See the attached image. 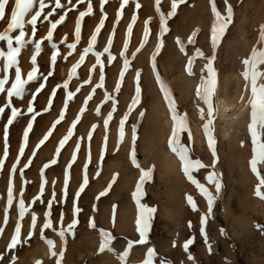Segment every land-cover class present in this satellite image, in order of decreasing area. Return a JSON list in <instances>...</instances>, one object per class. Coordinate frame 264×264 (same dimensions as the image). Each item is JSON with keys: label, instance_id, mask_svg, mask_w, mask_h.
Returning a JSON list of instances; mask_svg holds the SVG:
<instances>
[{"label": "rangeland", "instance_id": "obj_1", "mask_svg": "<svg viewBox=\"0 0 264 264\" xmlns=\"http://www.w3.org/2000/svg\"><path fill=\"white\" fill-rule=\"evenodd\" d=\"M137 2L140 5L138 9ZM171 2L172 0L161 2L160 7L165 15L171 10ZM47 3L45 14L54 7V0H47ZM61 3L64 5L62 9H56L47 20L43 17L38 20L35 37L31 34V26L26 25L27 39L42 40L49 30V21L55 22L60 15H66V20L54 30L53 41L43 39V50L37 55L39 74L47 75L50 70L53 74L48 76L46 81L38 80L28 85L32 90L38 88L40 83H44L45 87L36 95L33 104L37 115L23 156H18V153L23 142L22 133L31 118V114L27 112L31 97L26 93L23 100L13 99L12 101L13 106L23 110L24 115L9 126V155L3 170L0 171V227H4V232L0 234V255L3 256L0 264H12L13 257L15 264H36L37 261H41L42 264H55V258L49 255L47 245L40 238L46 203L53 191H55L56 200L61 202L54 203L52 206L51 218L54 230H45V236L55 241L57 253L62 250V247L64 248L63 264H121L116 253L124 250L128 240L139 239L136 224L139 210L132 194L140 180V170L153 168V166L154 170L150 178L146 179L142 187L144 195L141 203L156 208V212L147 235L148 242L144 245L137 244L132 248L127 264H142L149 247H154L158 254L156 264H159V258H166L170 264H264V200L254 194L259 181L249 164L253 156L252 139L248 129L251 112L249 104L251 80L249 79L247 86L248 81L242 75L245 67L242 61L250 55L253 47H264V42L259 41L260 26L264 25V0H227L234 15L232 23L215 50L213 62L218 81L214 96L216 107L214 147L218 159L214 167L213 152L208 146L203 131V124L207 120V107L196 96L201 76L205 78L208 76L205 68L207 60L196 57V52L202 51L204 57L213 55L211 27L214 17L210 0H185L179 5L176 14L167 20L169 30L162 38L163 46L156 56L155 70L151 57L161 39L159 37L160 17L156 11L155 0H129L119 17L117 13L121 11L122 0H107L103 7H101V0H91L93 12L82 21L79 42L75 40L76 20L79 12L87 9V0L83 3L80 0H71V2L61 0ZM215 3L221 14L226 15L225 0H215ZM13 4L14 0H9L5 19L0 21V31H3L10 19ZM133 15L137 19L129 36L127 28L132 23ZM102 18H104V24L97 34L94 51L85 56L84 61L80 63L76 73L69 80L72 67L80 61L83 49L87 47L90 37ZM146 21H149L150 34L147 42L141 47ZM197 30L198 34L194 37V43H188L189 37ZM16 34L18 30L13 33V36ZM110 38L112 40L110 51L114 59L109 61L107 53L101 56L104 87L95 88V85L100 82L101 67L96 63L94 53L103 52ZM177 38L184 44L183 51L176 42ZM126 40L128 48L125 51L123 46ZM51 43H56L58 46L56 49L58 56L54 66L50 62L54 51ZM69 43H76V48L69 50L67 47ZM0 45L6 50V42H0ZM137 48H140V51L137 52ZM121 52H124L130 61L127 70L123 69L124 56H121ZM133 53H135L134 57ZM33 54V46L29 45L18 57L23 77H26V73L32 67L30 57ZM193 58V74L189 75L186 66L189 59ZM2 63L0 61V67ZM260 70L264 71V65L260 66ZM13 71L10 70V81L14 78L11 74ZM121 71H124L122 81L119 75ZM137 72L140 73L141 95L139 102L130 110L135 96ZM157 73L170 89L177 104L178 113L187 114L192 138H188L187 132L181 133V142L191 149V159H199L206 165L205 168L194 169L192 175L217 197L205 225L211 252L200 233L201 217L207 215L208 203L185 176L180 159L168 146L173 130V120L160 84L157 82ZM85 80L90 82L84 83ZM65 81L69 82L67 89L62 87ZM118 83L120 89L117 92L115 89ZM258 83H264V77H261ZM236 85L240 87V96L245 87L246 90L248 89V92L244 91L247 93L242 99L243 103L248 101V108L239 121L224 133L221 128L223 122L217 113L216 97L218 94L224 95L228 88L233 90ZM8 86L6 85V88ZM93 89H95L94 92ZM53 90L55 95L49 106L48 101ZM68 91H72L74 95L67 101L65 109ZM106 94L111 98L106 99ZM89 95L91 99H87ZM6 99V96L0 95V105H3ZM113 103H115L114 110ZM81 108H84L82 113ZM97 108L100 109L99 114L96 111ZM201 108L204 109V119L200 117L199 109ZM62 110L65 111L64 120L56 125L53 134L37 149L38 142L51 128L53 122L59 118ZM110 111L112 118L106 129L104 120ZM126 113L128 115L121 142L120 121ZM9 115L10 110L6 109L0 116V159L3 158L4 153L3 127ZM78 115L80 119L73 130V135L61 149L58 162L43 169L45 163L55 158V150L59 146L60 139L67 134ZM93 125H96L94 130H92ZM134 126L135 157L139 167L133 164L130 155L133 148ZM89 131H92L91 140L88 139ZM77 143L80 147L76 153L75 162L71 164L67 201L64 203L62 189L65 169L71 161ZM33 151L36 153L34 157ZM29 159H31L30 167L23 169V176L27 183L22 184L20 169ZM17 160H19L16 164L17 171L12 176L16 197L23 193V199L27 203L39 194L42 169L47 183L42 196L43 203L40 201L34 204L27 203L30 211H35L39 217L37 227L32 230L33 235L28 238V232L31 230L30 215H26L21 222V240H27V242L21 243L13 250H8L7 246L18 219V206L17 201H14L5 226L6 194L10 172ZM85 166L89 182L78 199H75L76 206L81 209L78 214L79 223L74 235L67 236L66 245H62L60 237L56 234L60 226V214L61 211L65 213L63 218L65 226L73 220L75 193L82 182ZM258 169L264 176V163H259ZM213 171L221 179L222 188L219 194L216 193L214 184L206 179L207 175ZM114 175L116 180L109 188ZM106 190V195L99 196L97 199L99 193ZM187 195L194 198L198 210L193 211L186 199ZM93 218L96 224L95 229L89 227V220ZM99 229L112 233L115 238L112 242L115 253L99 252ZM193 236L194 243L189 245L186 252L183 245ZM189 255L194 259H189Z\"/></svg>", "mask_w": 264, "mask_h": 264}, {"label": "snow or ice", "instance_id": "obj_2", "mask_svg": "<svg viewBox=\"0 0 264 264\" xmlns=\"http://www.w3.org/2000/svg\"><path fill=\"white\" fill-rule=\"evenodd\" d=\"M71 2V0H70ZM81 3L85 2V0H80ZM107 0H101V7H103V4L106 3ZM161 2L162 0H155L156 5V11L160 17V24H159V37L161 38L159 43L157 44L155 52L152 54L151 60H152V66L155 70L156 68V56L159 53L161 47L163 46V36L165 33L169 30L167 27V20L173 17L180 4H183L185 0H172L171 2V10L165 15L163 11L161 10ZM129 3V0H122V3L120 5L121 11L117 13L118 17L122 15V10ZM211 7H212V14L214 17L213 24L211 27V46L213 49V55L211 57H204V54L202 51L197 50L196 57L205 58L207 60V63L205 65V68L207 69L208 76L205 78L203 75L201 76L200 84L197 87L196 96L206 105L207 107V120L203 124V131L205 133L207 143L209 148L213 152V167L215 165L216 160L218 159L216 157L215 152V137H214V116L216 113V107L214 105V96L217 88V78L216 73L213 68V62L215 60V50L218 47V44L220 40L222 39L223 35L225 34L228 26L232 23L233 19V10L230 5L227 4V0H225L226 4V15L221 14V12L218 10L215 0H210ZM88 7L85 11L79 12V16L76 20V27H75V40L76 42H79L81 39V25L83 19L92 14L93 8L91 4V0H87ZM9 5V0H0V21L5 19V13H6V6ZM48 7L47 0H14V4L11 8L10 13V19H8L6 27L3 29V31H0V42H6V50L5 48L0 45V61H2V67H0V95L6 96V100L3 103V105H0V116H2L5 113V110H10V115L7 118L6 124L3 127V140H4V153L3 158L0 159V171L3 170L5 161L9 155V142H8V136H9V126H11L14 122L18 120L19 117L24 115L23 110L18 109L17 107L13 106V99H19L23 100L26 93L31 97L29 100L28 106H27V112L31 114V118L29 119V122L27 123L23 133H22V144L19 148L18 156H23L25 152V147L28 144L29 141V133L33 128V123L35 121L37 112L33 107L36 95L39 94L40 91L43 90L45 87L44 83H40L39 87L35 90H32L28 87L29 84L35 83L38 80H44L46 81L48 76L52 75L53 72L50 70L47 75H40L39 74V66L37 64V55L43 50L42 44L43 39H46L49 42L53 41V32L57 28V26L61 23H63L66 20V15H60L59 18L55 21H49V30L46 34V36L42 40H36V39H27V32H26V25L31 26L32 29V36L35 37L37 32V24L38 20L43 17V19L47 20L49 16H51L56 9H62L64 5L61 3V0H54V7L50 12L45 14V8ZM140 7L139 3H136V8L138 9ZM30 17V18H29ZM27 18V19H26ZM137 17L133 15L132 17V23L128 25L127 32L129 36L132 33L133 24L135 23ZM149 21L145 22V28L143 32V42L141 44V47H143V43H146L150 34V29L148 28ZM104 24V18L100 20L99 25L95 28L94 34L90 37V40L88 42L87 47L83 49V52L80 55V61L74 65L69 73V80L72 78V76L76 73L77 68L80 66V63H82L85 59V56L89 53H92L94 51V46L97 42V34L100 32L101 28ZM18 30V34L13 36V33ZM198 34V30L192 34V36L189 37L188 43H194V37ZM259 41L264 42V25L260 26V33H259ZM177 44L180 46L181 51L184 50V44L180 41L179 38H177ZM112 44L111 38L108 40V46L103 49V52H95L96 57V63L100 65L101 67V76H100V82L95 85V88H102L104 87V75H103V62L101 61V56L104 53L108 54V60L111 61L114 59L110 47ZM15 45V46H14ZM32 45L34 49V54L30 57V64L32 67L30 70L26 73V77L22 76V68L20 66V62L18 57L20 56L21 52L26 49L27 46ZM76 43H69L67 45L69 50H74L76 48ZM51 47L54 50L52 52L50 62L51 65L54 66L55 62L57 60L58 51L57 44L51 43ZM124 49L125 51L128 48V41L126 40L124 43ZM140 51V48H137V52ZM69 55H71V51H69ZM121 56H124L123 60V69L127 70L130 61L125 56L124 52H121ZM135 56V53H133V57ZM194 63V58L189 59L188 64L186 66V71L189 75H192V67ZM242 63L244 64V71L242 73L244 79L248 81L251 80V97L249 100V104L251 105V112H250V123L248 125L249 134L252 139V145H253V156L252 159L249 161L251 171L256 174L257 179L259 183L256 185L255 188V195L264 200V191H262V188H264V176H262L258 169L259 163H264V83H258V80L261 77H264V71L260 70V66L264 65V47H253L251 50L250 55L245 58ZM10 70H14L11 74L14 76V78L10 81ZM120 79L123 80L124 77V71L120 72ZM139 77L140 73H136V88H135V96L132 99L130 110L133 106H135L140 99L141 95V87L139 85ZM157 82L160 84L161 91L164 95V99L167 102L169 111L172 116L173 120V130L171 133V136L168 140V146L170 150L175 153L178 158L181 161L182 170L185 174V176L188 178V180L195 185V187L199 190V192L206 198L208 203V213L207 215H203L201 217V228L200 233L204 237L205 243L208 245L209 252H211V244H208V238L207 233L205 231V225L207 221V216L211 215L212 208L215 202V199L217 198L214 196L202 183H200L197 179L194 178L192 175V172L194 169L199 170L201 168H205L206 165L202 163L199 159L193 160L190 157L191 149L187 148L185 144L181 142V133L187 132L188 138H192L191 129L188 123V117L187 114H180L177 111V104L175 102V99L173 98L170 89L167 88L165 83L162 81V79L159 76V73L156 75ZM90 81L85 80L84 83H89ZM6 85H9L6 88ZM62 87L67 89L69 87V82L65 81L62 84ZM120 89V84L118 83L116 85V91L118 92ZM79 91V89H77ZM95 89H93V92ZM55 95V90H53V93L51 94L48 104L49 106L52 103V97ZM74 93L72 91H68L66 93L67 99L65 100V109L67 107V101L71 100L73 98ZM110 95L106 94V99H110ZM87 99H91V95L87 97ZM243 99V97H241ZM115 109V103H113V110ZM46 110H49L46 108ZM84 111V108H81L80 112L82 113ZM97 113L99 114L100 109H96ZM200 111V117L201 119H204V109H199ZM128 113L125 114V117L121 119L120 121V137L121 142L124 135V123L127 119ZM141 116H143V113H141ZM65 118V111L62 110L59 114V118L56 119L53 124L51 125V128L48 130V132L44 135V137L38 142L37 149L42 146L49 137L53 134V131L56 128V125H58L62 120ZM112 118V112L110 111L108 113L107 118L104 120L105 128L107 129L108 123ZM80 116L78 115L76 117V120H74L68 129V132L65 136H63L62 139L59 141V146L55 150V158H53L49 163H45L43 166V169H47L51 165H54L58 162V157L60 154L61 149L65 146L66 142L69 140V138L73 135V130L76 128V124L79 121ZM96 125L92 126V130H94ZM92 137V131H89L88 133V139L91 140ZM106 140V138H105ZM135 126L133 128V148L131 151V159L133 164L136 167H139V164L136 161L135 157ZM79 143L76 145V149L73 152V155L71 157L70 163L66 166L65 169V179H64V187L62 189V201L66 203L67 201V193H68V185L70 182V169L71 164L75 162L77 156L76 153L79 151ZM35 151H33L32 156H35ZM90 160V157H89ZM19 163V160L16 161V163L13 165V168L10 172V179H9V185L7 188V194H6V207H5V215H4V225L6 226L9 220V211L11 207L13 206L14 201H17L18 206V219L14 226V233L11 237L10 243L8 244V250L15 249L18 245L21 243H26L27 240L22 241L21 240V232H22V221L25 218L26 215H30V231L28 232V238H31L33 235V231L37 227L38 223V214L35 211H30V209L27 206V203L34 204L36 201H40L43 203L42 196L45 190V185L47 183L46 178L44 177L43 169L41 170V184L39 189V194L34 197L31 201L27 202L23 199V193L20 194L19 197H16L14 195V185H13V179L12 176L16 173V164ZM31 165V159L28 160L27 163L23 165V168L20 169V175L22 178V184H26L27 181L24 179L23 176V169L28 168ZM153 168L149 169H141V177L136 185V190L133 192V199L137 204L139 215L136 221L137 224V232L139 234V239L136 241L128 240L127 245L124 248L122 252L116 253L117 258L121 261V264H127L128 256L132 251V248L139 244L144 245L147 241V235L150 231L151 227V221L154 218V214L156 212V208L142 204L141 198L144 195L142 191L143 184L146 182V179L150 178ZM206 179L209 183L214 184L216 193L219 194L222 183L220 176L216 174L214 171L210 172ZM116 180V176L114 175L112 181L109 184V188L111 187V183H114ZM88 176L86 173V166L85 171L82 176V182L79 186V189L75 193L74 198V207H73V220L68 224H63V218L65 213L61 211L60 214V220H59V229L56 231V234L60 237L62 245H66V238L69 235H74L75 228L77 227L79 220H78V214L81 212V209L76 206L75 199H78L80 194L85 190V187L88 185ZM55 183V182H53ZM106 191L99 193L97 199H99V196L106 195ZM186 199L188 203L191 205L193 211L198 210L197 205L194 202V198L191 195H187ZM61 201L56 200V194L55 191H53L51 198L48 199L46 203V210L43 214V223L40 227V238L44 241V243L47 245L49 249V255L51 257L55 258V264H63V258H64V248L62 247V250L57 253L56 252V244L55 241L51 238H47L45 236V230L53 229V220H52V206L54 203H60ZM115 223L114 217H113V224ZM89 227L95 229L96 224L93 219L89 220ZM189 227H192L191 221L189 222ZM260 227L259 225L257 226ZM54 230V229H53ZM223 232V230H221ZM4 232V227H0V234ZM100 234V246H99V252H116V250L112 247V242L115 239L111 232L99 229ZM194 236L190 239H188L183 247L184 250L187 252L189 245L194 243ZM175 246V244L173 245ZM158 258V254L156 253L154 247H149L147 249V252L145 253V259L142 262V264H156ZM3 259V256L0 255V260ZM189 259H194L191 255H189ZM12 264H15V258L13 257ZM36 264H42L41 261H37ZM159 264H170V261H168L166 258H159Z\"/></svg>", "mask_w": 264, "mask_h": 264}, {"label": "bare ground", "instance_id": "obj_3", "mask_svg": "<svg viewBox=\"0 0 264 264\" xmlns=\"http://www.w3.org/2000/svg\"><path fill=\"white\" fill-rule=\"evenodd\" d=\"M249 82L250 80H248L247 86ZM244 91L240 96V87L236 85L233 90L228 88L224 95L218 94L216 97L217 113L223 122L221 128L224 133L228 132L232 125L239 121L240 117L248 108V101L246 103H243V100L241 99V97H243L244 99V96L248 92V89L246 90L247 92Z\"/></svg>", "mask_w": 264, "mask_h": 264}]
</instances>
